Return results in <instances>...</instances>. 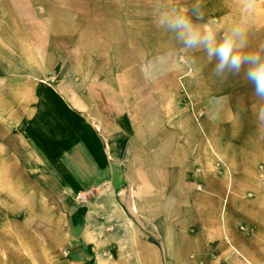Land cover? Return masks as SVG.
<instances>
[{
  "label": "crops",
  "instance_id": "obj_1",
  "mask_svg": "<svg viewBox=\"0 0 264 264\" xmlns=\"http://www.w3.org/2000/svg\"><path fill=\"white\" fill-rule=\"evenodd\" d=\"M116 15L94 0H0V139L66 216L40 264L247 261L223 230V178L190 169L209 158L187 139L191 116L162 112L128 57L112 63Z\"/></svg>",
  "mask_w": 264,
  "mask_h": 264
},
{
  "label": "rangeland",
  "instance_id": "obj_2",
  "mask_svg": "<svg viewBox=\"0 0 264 264\" xmlns=\"http://www.w3.org/2000/svg\"><path fill=\"white\" fill-rule=\"evenodd\" d=\"M94 1L104 4L106 12L123 18L113 20V25L107 28V35L117 48L111 53L112 63L121 64L128 57V72L144 77L145 92L160 91L162 98L166 97L161 101L162 112L191 116L193 129L198 131L188 132L187 139H191L193 147H198L196 141H201L209 158L207 163H195L190 169L216 173L223 178V230L224 233L230 230L232 241L248 258L246 261L239 257L235 263L264 264V128L256 120L262 102L254 94V85L240 73L218 80L212 74L214 61L209 62L200 51H181L172 34L155 23L161 10L191 8L199 3L202 19L197 22L214 28L221 36L245 19L240 0ZM248 27L249 47L255 51L264 43V0H257ZM128 34L129 39L134 36L136 43H129L126 52L121 50L120 41ZM136 47L140 49L138 52ZM60 70L57 69L61 76H72L71 69ZM113 70L120 74L124 67ZM217 122L218 127L214 126ZM197 135L201 137L199 140ZM1 138L0 264H40L41 251L48 250V242L56 235L50 223L60 224L64 213L59 197L31 178L5 144L3 134ZM28 253L32 257L28 258Z\"/></svg>",
  "mask_w": 264,
  "mask_h": 264
},
{
  "label": "clouds",
  "instance_id": "obj_3",
  "mask_svg": "<svg viewBox=\"0 0 264 264\" xmlns=\"http://www.w3.org/2000/svg\"><path fill=\"white\" fill-rule=\"evenodd\" d=\"M246 13L245 19L217 35L214 28L198 23L202 19L199 3L191 8L175 7L159 11L156 26L167 33L181 46V51H200L209 62H215L212 74L220 81L228 74H239L244 69V78L254 85V94L262 102L256 112V120L264 128V43L255 51L249 47V23L257 7V0H240ZM245 66H247L245 68Z\"/></svg>",
  "mask_w": 264,
  "mask_h": 264
},
{
  "label": "built area",
  "instance_id": "obj_4",
  "mask_svg": "<svg viewBox=\"0 0 264 264\" xmlns=\"http://www.w3.org/2000/svg\"><path fill=\"white\" fill-rule=\"evenodd\" d=\"M95 193L93 191V189H87L83 192H78L76 193L74 199L76 202L80 203V204H85L88 201H90V199H92L94 197Z\"/></svg>",
  "mask_w": 264,
  "mask_h": 264
},
{
  "label": "bare ground",
  "instance_id": "obj_5",
  "mask_svg": "<svg viewBox=\"0 0 264 264\" xmlns=\"http://www.w3.org/2000/svg\"><path fill=\"white\" fill-rule=\"evenodd\" d=\"M261 24V23H260Z\"/></svg>",
  "mask_w": 264,
  "mask_h": 264
}]
</instances>
